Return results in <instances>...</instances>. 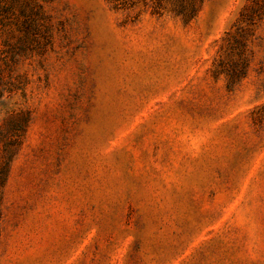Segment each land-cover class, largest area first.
I'll use <instances>...</instances> for the list:
<instances>
[{
  "label": "rangeland",
  "instance_id": "374dc122",
  "mask_svg": "<svg viewBox=\"0 0 264 264\" xmlns=\"http://www.w3.org/2000/svg\"><path fill=\"white\" fill-rule=\"evenodd\" d=\"M0 264H264V0H0Z\"/></svg>",
  "mask_w": 264,
  "mask_h": 264
}]
</instances>
